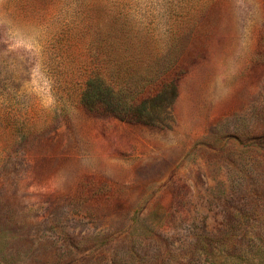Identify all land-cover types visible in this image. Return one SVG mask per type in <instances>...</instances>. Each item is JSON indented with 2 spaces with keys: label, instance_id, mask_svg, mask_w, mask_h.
Segmentation results:
<instances>
[{
  "label": "rangeland",
  "instance_id": "obj_1",
  "mask_svg": "<svg viewBox=\"0 0 264 264\" xmlns=\"http://www.w3.org/2000/svg\"><path fill=\"white\" fill-rule=\"evenodd\" d=\"M0 264H264V0H0Z\"/></svg>",
  "mask_w": 264,
  "mask_h": 264
},
{
  "label": "trees",
  "instance_id": "obj_2",
  "mask_svg": "<svg viewBox=\"0 0 264 264\" xmlns=\"http://www.w3.org/2000/svg\"><path fill=\"white\" fill-rule=\"evenodd\" d=\"M99 79H100V78H99ZM94 82H96L97 87L100 89V91L103 92V93L106 95L105 99H102L100 102H101V103H104V104L109 103V99H110L109 97H111V95L113 94L112 89H110V88L104 83L103 80H102V81L97 80V77H95L94 79L92 78V79L89 81V83H88V88L91 87V86H92L91 83L93 84Z\"/></svg>",
  "mask_w": 264,
  "mask_h": 264
}]
</instances>
